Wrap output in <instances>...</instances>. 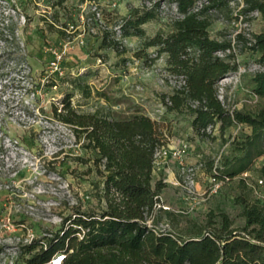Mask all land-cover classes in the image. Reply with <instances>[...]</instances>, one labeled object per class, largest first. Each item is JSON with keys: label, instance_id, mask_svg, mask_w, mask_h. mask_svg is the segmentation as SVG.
<instances>
[{"label": "rangeland", "instance_id": "1", "mask_svg": "<svg viewBox=\"0 0 264 264\" xmlns=\"http://www.w3.org/2000/svg\"><path fill=\"white\" fill-rule=\"evenodd\" d=\"M151 4L150 0H0V264H26L22 245L50 236L73 207L98 210L105 204L100 199L102 178L93 161L97 154L52 115L51 104L66 94L79 111L128 115L140 109L162 124L167 148L184 149L185 170L171 154L160 156L153 182L164 179L161 205L182 224L186 217L202 222L210 212L225 211L235 226L242 225L234 201L241 192V177L254 184L255 196L264 199V178L257 171L264 155L251 170L232 178L223 165L238 154L236 142L250 133V127L235 125L222 134L218 122L208 128L209 137L197 136L191 116L168 112L161 102V94L183 83L181 76L168 71L166 54L152 61L156 48L150 47L139 59L135 53L142 48L141 38L121 36L119 25L130 9ZM206 4L207 0H195L194 9ZM207 15L212 20L211 37L234 40L239 64L237 72L219 80V99L229 110L257 114L264 100L253 93L252 77L262 67L256 63L258 54L241 51L243 45L235 38L241 33L251 39L260 32L264 27L260 14L249 12L243 0H214ZM179 16L172 0H160L158 18L143 28L148 36L167 33ZM52 23L62 32L52 31ZM105 31H115L110 38L119 40V49H126L123 54L102 46ZM58 54L62 57L56 70L53 62ZM55 72L57 85L46 89L48 76ZM77 76L91 86L90 96L70 84ZM216 184L219 188L212 192Z\"/></svg>", "mask_w": 264, "mask_h": 264}, {"label": "trees", "instance_id": "2", "mask_svg": "<svg viewBox=\"0 0 264 264\" xmlns=\"http://www.w3.org/2000/svg\"><path fill=\"white\" fill-rule=\"evenodd\" d=\"M150 1L151 5L132 7L122 18L121 36L141 38L142 48L135 53L139 59L150 47L156 48L152 61L166 54L168 71L181 76L183 83L171 93L161 94V102L168 112L191 116L197 136L209 137L208 128L218 122L222 134L235 125L250 127V133L236 142L238 154L223 162L229 178L246 173L264 155V107L257 114L229 110L218 97L219 80L237 72L239 64L234 40L210 35L212 20L207 11L214 0L196 10L195 0H172L180 16L167 33L148 36L143 25L158 18L160 7V0ZM243 2L264 22V0ZM51 27L57 34L62 32L54 23ZM12 34L16 37L15 30ZM114 34L105 31L102 46L121 55L126 49L120 50L119 40L110 38ZM235 40L243 45L241 51L258 54L256 63L262 69L252 77V90L264 100V27L251 39L239 33ZM220 51L228 53L220 56ZM58 79V72L49 75L44 87H55ZM70 84L85 97L92 94L81 76L70 79ZM98 94L105 96L104 92ZM51 112L72 129L85 148L97 154L93 161L102 178L100 199L105 204L98 210L75 206L71 214L61 216L59 229L50 236L22 245L26 264H48L58 253L64 255L62 264H264V199L254 195V184L246 177H241V192L234 197L242 225L235 226L225 211L210 212L202 222L186 217L182 224L161 205L164 179L153 182L155 154L168 142L160 122L140 109L128 115L102 109L79 111L70 94L58 104L53 102ZM257 171L264 178V164ZM165 218L169 221L162 227Z\"/></svg>", "mask_w": 264, "mask_h": 264}, {"label": "built area", "instance_id": "3", "mask_svg": "<svg viewBox=\"0 0 264 264\" xmlns=\"http://www.w3.org/2000/svg\"><path fill=\"white\" fill-rule=\"evenodd\" d=\"M62 57L61 54H58L57 55V60L55 62H53V66L54 68L57 70L58 69V60ZM184 149L183 148H180V149H176L174 151H170L168 148H167V145L166 146H162L155 154V160H154V170L156 169V165H157V159L158 157L160 156H163V157H167L168 155L171 154V156H173L174 158H176L178 161H179V164H180V167L182 170H185V162H184ZM245 174V173H243ZM260 182H262L263 180L262 179H259ZM219 188V185H215L214 189L212 190V192H216ZM63 257L64 255L63 254H56L54 255L51 260L48 262V264H62L63 262Z\"/></svg>", "mask_w": 264, "mask_h": 264}, {"label": "water", "instance_id": "4", "mask_svg": "<svg viewBox=\"0 0 264 264\" xmlns=\"http://www.w3.org/2000/svg\"><path fill=\"white\" fill-rule=\"evenodd\" d=\"M226 77V76H225ZM224 78V77H223Z\"/></svg>", "mask_w": 264, "mask_h": 264}]
</instances>
